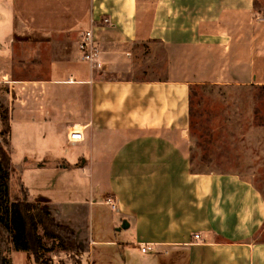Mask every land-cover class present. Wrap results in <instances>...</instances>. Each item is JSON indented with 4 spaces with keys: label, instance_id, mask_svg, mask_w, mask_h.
Listing matches in <instances>:
<instances>
[{
    "label": "crops",
    "instance_id": "1",
    "mask_svg": "<svg viewBox=\"0 0 264 264\" xmlns=\"http://www.w3.org/2000/svg\"><path fill=\"white\" fill-rule=\"evenodd\" d=\"M0 2V130L29 202L73 236L54 260L264 264L262 195L239 174L194 171L189 134L192 89L264 86L254 0ZM89 28L101 71L77 52ZM31 171L58 174L56 199L29 194Z\"/></svg>",
    "mask_w": 264,
    "mask_h": 264
},
{
    "label": "rangeland",
    "instance_id": "2",
    "mask_svg": "<svg viewBox=\"0 0 264 264\" xmlns=\"http://www.w3.org/2000/svg\"><path fill=\"white\" fill-rule=\"evenodd\" d=\"M254 1L257 13L264 17V0ZM4 9L5 5L0 2V12ZM194 90L190 97L189 128L192 169L239 174L250 181L264 199V86H205ZM6 138L5 130H0V148L9 155ZM12 146L18 150L16 158L23 161L25 156L21 151L24 147ZM32 151L28 152L30 159L35 158ZM52 163L48 161L46 164ZM57 175L44 174V171L40 174L33 171L23 173L24 187L30 191V195L46 193L56 199V185L62 180ZM18 180L19 174L15 170L10 186L16 194H19ZM41 233L38 228V234ZM256 241L264 243V224ZM48 244L43 242L44 251L38 254L35 264H64L62 260L52 258L57 251L46 252ZM9 256L12 264H22L25 259L20 253Z\"/></svg>",
    "mask_w": 264,
    "mask_h": 264
},
{
    "label": "trees",
    "instance_id": "3",
    "mask_svg": "<svg viewBox=\"0 0 264 264\" xmlns=\"http://www.w3.org/2000/svg\"><path fill=\"white\" fill-rule=\"evenodd\" d=\"M253 5L256 10L255 1ZM192 93H195L194 89L190 91V100ZM0 120L3 123L7 121L5 112H0ZM13 175L15 169L10 156L0 148V264H12L9 255L13 252L30 253L37 262L38 254L44 251L42 236L53 241L46 252L55 248L74 252L72 234L65 227L57 225L38 202H29L20 178L19 194L13 192L10 186ZM38 228L42 235L38 234Z\"/></svg>",
    "mask_w": 264,
    "mask_h": 264
},
{
    "label": "built area",
    "instance_id": "4",
    "mask_svg": "<svg viewBox=\"0 0 264 264\" xmlns=\"http://www.w3.org/2000/svg\"><path fill=\"white\" fill-rule=\"evenodd\" d=\"M102 24H108V19H102L100 21ZM77 52L80 56L81 61L86 63L90 69L95 71H101L104 68L103 61L101 59L102 52L95 44V40L93 38L92 29L89 28L85 32L82 33L79 41L77 42ZM69 139L73 142L82 141V135L80 133L74 132L69 135ZM106 203L114 208V203L110 200H106ZM198 236L194 235V239H197ZM149 250V246H144L141 248V252L144 253Z\"/></svg>",
    "mask_w": 264,
    "mask_h": 264
},
{
    "label": "water",
    "instance_id": "5",
    "mask_svg": "<svg viewBox=\"0 0 264 264\" xmlns=\"http://www.w3.org/2000/svg\"><path fill=\"white\" fill-rule=\"evenodd\" d=\"M121 228H126V225L123 223ZM117 230H119V229H117Z\"/></svg>",
    "mask_w": 264,
    "mask_h": 264
},
{
    "label": "bare ground",
    "instance_id": "6",
    "mask_svg": "<svg viewBox=\"0 0 264 264\" xmlns=\"http://www.w3.org/2000/svg\"><path fill=\"white\" fill-rule=\"evenodd\" d=\"M69 134H70V132H69ZM68 137V136H67Z\"/></svg>",
    "mask_w": 264,
    "mask_h": 264
}]
</instances>
